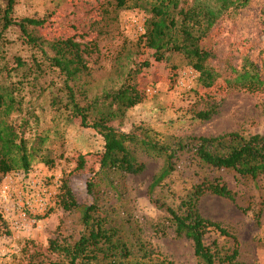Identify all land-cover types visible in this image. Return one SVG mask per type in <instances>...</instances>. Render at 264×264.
Returning a JSON list of instances; mask_svg holds the SVG:
<instances>
[{
    "label": "rangeland",
    "instance_id": "obj_1",
    "mask_svg": "<svg viewBox=\"0 0 264 264\" xmlns=\"http://www.w3.org/2000/svg\"><path fill=\"white\" fill-rule=\"evenodd\" d=\"M105 1L15 0L14 14L47 17L48 21L38 29L46 39L75 36L76 40L86 42L98 37V52L88 57L92 93L117 87L121 71L134 62H148L137 76L142 102L128 109L121 120L113 122L123 131L144 127L156 140L172 145L193 136L210 137L229 132L242 136L264 135V88L254 92L228 90L223 78L205 87L198 79V72L181 56L170 55L156 61L153 50L142 48L147 13L140 7L119 10L117 19L111 20L99 34ZM263 5L264 0H249L243 7L224 12L201 42L202 48L216 51L217 58L212 64L223 74H229V64L240 68L246 57L258 63L264 57ZM7 51L9 56L21 50L13 43ZM23 54L27 56L26 52ZM51 88H47L45 97L34 103L30 101L38 119L34 123L31 120L26 135L35 132L46 135L43 148L49 152L53 164L35 159L27 172L11 171L0 178V264H43L57 259L48 249L50 239L78 237L79 212L64 210L58 203L65 176L79 203L91 201L85 181L98 168L103 139L94 129L81 126L78 118H66L64 113L53 109L49 103ZM29 94L26 100L33 101L34 97ZM204 101L218 104L217 112L208 120L196 115L206 108ZM78 155L84 160L80 167H77ZM136 155L145 163V169L136 175L114 176L117 190L100 195V203L112 211L111 218L121 239L132 250L129 262L141 260L137 244L143 241L177 264H200L192 241L176 238L165 222V212L149 200L148 186L163 159L141 150H136ZM209 173L183 154L154 195L178 209L191 186ZM223 179L238 192L237 198L207 194L200 198L197 208L205 218L218 221L227 234L211 231L205 242L213 246L215 241L221 253L236 249V261L240 264H264V178L256 186L251 183L235 186L226 174Z\"/></svg>",
    "mask_w": 264,
    "mask_h": 264
},
{
    "label": "trees",
    "instance_id": "obj_2",
    "mask_svg": "<svg viewBox=\"0 0 264 264\" xmlns=\"http://www.w3.org/2000/svg\"><path fill=\"white\" fill-rule=\"evenodd\" d=\"M248 2L106 0L99 34L111 20L117 19L119 10L140 7L147 13L142 48L153 50L152 56L156 61L178 55L198 72V79L205 87L223 78L228 90L254 92L264 88V57L259 63L246 57L240 68L229 64L227 75L212 64L217 58L216 51L201 47V42L224 12L243 7ZM14 6L15 0H0V178L11 171L27 172L35 159L53 164L49 152L43 148L46 135L37 132L26 135L31 128V120L34 123L38 119L30 101L34 103L45 97L48 87H52L49 103L53 109L64 113L66 118H78L81 126L94 129L103 139L98 168L85 181L91 201L79 203L67 177L62 180L63 194L58 203L64 210L79 212L78 237L73 240L50 239L48 249L57 255V259L43 264H138L140 261L142 264H177L156 251L149 242L143 241L137 244L142 253L141 260L130 263L132 250L121 239L111 218L112 211L100 203V195L117 190L114 176L136 175L145 169V163L137 158L136 150L163 159L161 168L148 186V197L151 203L165 212V222L172 228L174 236L192 241L194 255L200 264H240L236 261V249L221 253L215 241L213 246L205 242L207 233L216 230L226 235L227 231L218 221L202 216L197 203L207 194L231 200L237 198L238 192L228 186L223 174L230 176L235 186L248 183L256 186L264 178V135L242 136L238 132H229L210 137L193 136L186 142L172 145L156 140L144 127L130 131L115 127L114 121L121 120L128 109L142 102L137 76L148 62H134L130 68L121 71V82L117 87L101 88L92 93L88 57L98 52V37L86 42L76 40L75 36L46 39L38 29L48 18L17 17ZM13 43L19 45L22 53L12 52L9 57L8 45ZM28 93L34 97L33 101L26 100ZM204 103L206 108L196 115L201 120H208L217 112L218 104ZM183 154L189 155L193 163L210 173L201 176L180 200L178 209H174L154 193L174 171ZM83 161V156L78 155L77 167L82 166Z\"/></svg>",
    "mask_w": 264,
    "mask_h": 264
}]
</instances>
